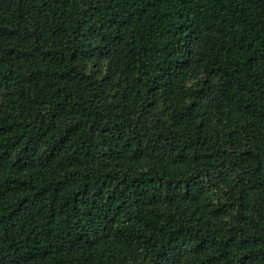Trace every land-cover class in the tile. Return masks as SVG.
<instances>
[{"label":"trees","instance_id":"16d2710c","mask_svg":"<svg viewBox=\"0 0 264 264\" xmlns=\"http://www.w3.org/2000/svg\"><path fill=\"white\" fill-rule=\"evenodd\" d=\"M0 264H264V0H0Z\"/></svg>","mask_w":264,"mask_h":264}]
</instances>
